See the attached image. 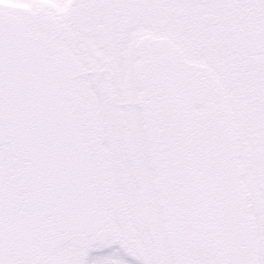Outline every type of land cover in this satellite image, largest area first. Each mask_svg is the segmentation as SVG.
Wrapping results in <instances>:
<instances>
[{
    "label": "snow or ice",
    "instance_id": "1",
    "mask_svg": "<svg viewBox=\"0 0 264 264\" xmlns=\"http://www.w3.org/2000/svg\"><path fill=\"white\" fill-rule=\"evenodd\" d=\"M30 8L0 5V264H158L147 248L129 243L128 238L113 230L102 215L86 230L72 218L74 213L56 209L52 217L59 230L73 238L72 248L59 259L44 261L27 259L22 248L9 257L10 232L13 215H23L31 198L38 206L47 196L37 178H42L53 161L61 157L62 134L36 78L25 73L34 72L39 65L32 59L28 43L33 39L46 42L49 57L57 64L66 58L62 44L67 40V18L55 12L48 0H28ZM100 0H81L79 8L96 7ZM124 7H147L155 14L171 10L187 11V20L157 22L156 35L143 40L139 35L127 47L133 60L146 63V57L136 50L159 54L165 61L169 76L182 73L181 84L201 87L206 96L219 95V78L227 81L237 98L241 111L254 100L257 112L247 117L251 130H264V0H111ZM209 13H220L228 23L234 15L242 19L239 30L259 54L253 61L248 50L238 40H223L219 24ZM217 138L225 152L230 150V129L220 122ZM190 142V141H189ZM264 143V140L261 141ZM125 155V149L118 146ZM31 163L32 167L27 168ZM27 177V178H26ZM31 180V183H29ZM259 187L264 194V178ZM241 209L234 207L239 215ZM258 227L245 225L238 231L220 225L222 250L172 259L168 264H264V206L260 207Z\"/></svg>",
    "mask_w": 264,
    "mask_h": 264
},
{
    "label": "flooded vegetation",
    "instance_id": "2",
    "mask_svg": "<svg viewBox=\"0 0 264 264\" xmlns=\"http://www.w3.org/2000/svg\"><path fill=\"white\" fill-rule=\"evenodd\" d=\"M81 0H71L72 6H69V10L73 13L75 18L72 16L70 25L72 21L78 19V11H87L91 20L94 22L95 27L100 26V21L105 20L107 26H112L115 22L118 25V30L122 31L124 37H132L133 39L136 36L144 37V27H149L150 31L153 32L154 36L156 35V29L153 27L157 22L161 24H166L170 20H187L190 14L187 11L180 10H171L164 15H158L153 12L152 9L147 7H124L119 5H114L111 3V0H100V3L96 7L88 8H79L78 4ZM209 18L214 19L219 24V35L223 40H238L242 43V38L245 40L244 47L248 50L250 58L255 62L259 59V54L257 48L259 45H253L252 42L248 41L239 30V24L242 19L240 14L234 15V18L228 22H224V18L220 13H209ZM100 31H104L109 40H112V35L109 36V29L99 27ZM153 36V37H154ZM220 81L227 84L229 83L223 78H219ZM245 112V121L247 123L248 116H254L257 112V105L254 100H250L247 104ZM249 141L252 143V149L255 151V154L258 156L256 163H258L259 171L255 179V184L259 187L260 180L264 178V143H261L264 140V130L256 129L251 130L248 128ZM259 189H261L259 187Z\"/></svg>",
    "mask_w": 264,
    "mask_h": 264
},
{
    "label": "rangeland",
    "instance_id": "3",
    "mask_svg": "<svg viewBox=\"0 0 264 264\" xmlns=\"http://www.w3.org/2000/svg\"><path fill=\"white\" fill-rule=\"evenodd\" d=\"M74 63L70 62V60H68L67 65L70 67L72 74L75 75L74 78L75 80H71L74 82H81L83 84L82 86V90L80 91L79 94H81V99L83 100V102L85 104H88L87 102V94L91 93L89 98L90 101L94 107L95 110H93L94 115L96 116V118L99 120V126L103 129V135L105 136V142H104V136H101V143H106V141H108L109 139H113V131H116L118 133L121 132V127L117 124L113 122V116L110 114V108H112V113H114V110H117L116 108H114L113 106V102H110V95L107 94V92H105V88L102 87L104 85V80H99L97 78H85L84 76L82 78L78 77L77 71L78 68H76V63L75 61H73ZM101 83V84H100ZM101 88H103V90H101ZM93 90V91H92ZM95 90H101L99 93L96 94H92L95 92ZM102 92V94H100ZM141 90L138 91V94H140ZM145 97H149L150 96V91H146L143 94ZM103 100H106L103 101ZM98 101H102L103 103V108L99 107V103ZM124 102V101H122ZM98 105V107H97ZM128 108H133L134 105H130L129 101L127 102ZM103 110V112L101 113V111ZM107 110V114L105 115V112ZM109 122V123H108ZM133 124H129L130 126V131H133ZM149 125L144 124L143 128L146 132V141H147V145L149 148H151L152 152H156L157 151V147H156V140L151 136V134L149 133L148 129H149ZM206 130H207V137H210L211 139H217V132L215 130V128H212L211 124H207L206 126ZM215 134V135H214ZM217 142V153L218 155H220V162L219 164L221 165L223 162L224 157L226 156L225 151L223 150L219 140H215ZM117 145V144H115ZM120 145V144H119ZM104 147V145H102V148ZM215 147V146H213ZM118 151V150H117ZM151 152V151H150ZM109 163L110 166L112 168V171L116 177V179H118V174L121 173L123 170H125L124 167V163L120 162L118 156H109ZM230 162V160L228 159V156L224 159L225 160V166L228 164L227 160ZM115 166L117 168H120L119 171L116 170ZM235 171V170H234ZM213 173L218 172V169L216 167H214V169L212 170ZM235 172L232 171L231 167L227 168V172L225 173V183L226 186L223 187V189L225 190V192L222 193L221 195V199H220V210H219V214L220 216H223L226 212H229L231 215V223L230 225L236 230L238 231L241 227L245 226L246 224L248 225V220H249V214L246 213V206H245V195L244 192L242 190V188L239 186L236 176L234 174ZM125 176H128V173H123ZM227 175V176H226ZM228 178V180H227ZM221 188V186H220ZM234 207H239L241 209L239 215H236L233 212V208ZM246 223V224H245Z\"/></svg>",
    "mask_w": 264,
    "mask_h": 264
}]
</instances>
